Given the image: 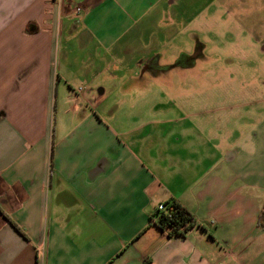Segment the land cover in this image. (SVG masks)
<instances>
[{"label": "crops", "instance_id": "crops-1", "mask_svg": "<svg viewBox=\"0 0 264 264\" xmlns=\"http://www.w3.org/2000/svg\"><path fill=\"white\" fill-rule=\"evenodd\" d=\"M250 2L0 0V264H264V126L184 138L138 113L177 37ZM174 200L184 235L157 224Z\"/></svg>", "mask_w": 264, "mask_h": 264}, {"label": "rangeland", "instance_id": "rangeland-1", "mask_svg": "<svg viewBox=\"0 0 264 264\" xmlns=\"http://www.w3.org/2000/svg\"><path fill=\"white\" fill-rule=\"evenodd\" d=\"M249 4L253 8L249 6L246 15L234 16L216 28L190 31L199 37L202 46H197L196 37L189 40L187 33L186 38L177 37L172 86L157 84L158 94L141 97V120H170L161 126L176 131L185 124L188 137L184 138L262 136L264 0H251ZM245 18L250 21H240ZM180 51L193 56H179ZM195 52L199 55L195 56ZM106 97L110 102L115 96ZM155 105L157 110H150ZM180 133L183 134L181 130Z\"/></svg>", "mask_w": 264, "mask_h": 264}, {"label": "trees", "instance_id": "trees-1", "mask_svg": "<svg viewBox=\"0 0 264 264\" xmlns=\"http://www.w3.org/2000/svg\"><path fill=\"white\" fill-rule=\"evenodd\" d=\"M33 31V28L29 27ZM170 213L161 212L157 219V224L161 229H170V234L184 235L190 227L193 226V218L185 208L177 201H172L170 205L166 204ZM259 225L264 227V208L261 210L258 218ZM183 230L181 231V229Z\"/></svg>", "mask_w": 264, "mask_h": 264}, {"label": "built area", "instance_id": "built-area-1", "mask_svg": "<svg viewBox=\"0 0 264 264\" xmlns=\"http://www.w3.org/2000/svg\"><path fill=\"white\" fill-rule=\"evenodd\" d=\"M79 11H80V7H77L76 12L78 13ZM81 90H83V87H79V91H81ZM158 210L161 212H165L167 214L170 213L166 204H159ZM182 230H183V228L181 229V231Z\"/></svg>", "mask_w": 264, "mask_h": 264}]
</instances>
